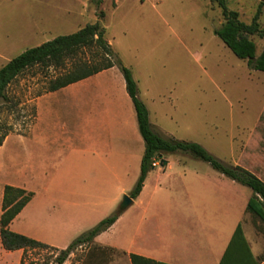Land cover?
Segmentation results:
<instances>
[{"label":"crops","instance_id":"obj_1","mask_svg":"<svg viewBox=\"0 0 264 264\" xmlns=\"http://www.w3.org/2000/svg\"><path fill=\"white\" fill-rule=\"evenodd\" d=\"M134 78L153 128L171 134L165 122L154 117L152 105L163 99ZM35 105L37 116L29 132L17 134L26 140L25 155L0 156V218L6 184L33 191L10 228L63 249L81 221L99 206L111 209L133 189L145 141L117 66L46 92L35 99ZM163 116L174 120L169 111ZM260 119L233 165L264 181ZM169 155L164 166L154 165L133 198L141 213L121 228L125 245L115 247L163 264H264V222L248 210L252 188L211 165L191 169L185 156ZM121 219L96 238L115 229ZM239 225L243 233L235 236ZM22 253L23 249H5L0 237V264H20Z\"/></svg>","mask_w":264,"mask_h":264},{"label":"rangeland","instance_id":"obj_2","mask_svg":"<svg viewBox=\"0 0 264 264\" xmlns=\"http://www.w3.org/2000/svg\"><path fill=\"white\" fill-rule=\"evenodd\" d=\"M259 2L228 0V5L250 22ZM97 21L105 26L107 39L134 76L163 99L152 105L156 120L164 121L171 133L163 136L198 142L233 165L257 121L260 117L264 121V72L250 68L215 34L224 18L212 0H0V68L30 47ZM260 21L264 25V8ZM253 39L260 54L264 38ZM80 56L93 59L94 53L85 50ZM58 72L36 68L9 88L19 104L13 113H0L1 122L13 125L0 156L25 155L26 140L17 134L29 132L35 121L36 95L45 92ZM164 111L174 120L163 116ZM169 156H185L191 169L210 168L208 162L187 152ZM5 162L10 167L8 157ZM125 194L111 209L99 206L81 221L68 245L115 213ZM140 213L134 202L119 215L123 218L119 225L95 243L109 248L125 245L121 228ZM109 248L101 252L79 247L63 264H132L125 250ZM58 257L59 249L53 246L27 248L20 264H59Z\"/></svg>","mask_w":264,"mask_h":264},{"label":"trees","instance_id":"obj_3","mask_svg":"<svg viewBox=\"0 0 264 264\" xmlns=\"http://www.w3.org/2000/svg\"><path fill=\"white\" fill-rule=\"evenodd\" d=\"M212 2L221 8L224 18L222 24L215 28V34L223 40L236 56L247 60L250 68L264 72V47L260 54H257V43L253 39V36L264 38V25L260 21L264 0H260L250 22L242 20L239 12L229 7L228 0H212ZM101 15L103 16V14ZM85 50H90L94 53L93 59L80 56ZM113 66H117L124 75L127 91L132 98L137 113L139 130L145 141V152L141 161L140 175L129 195L132 198H137L140 194L148 174L155 168L153 164L155 159H163L165 155L169 154L187 152L196 158L208 162L214 169L224 175L252 188L253 195L248 202V210L264 222V181L261 178L243 166L227 164L198 142L165 137L153 128L149 110L139 95L138 84L132 69L126 66L118 57L106 37L105 26L99 21L88 23L71 34L58 35L40 45L30 47L1 67L0 113H13L14 108L18 106L19 100H15L12 97L9 88L30 70L53 68L55 71H59L58 74L50 78L45 92H40L36 95L37 98L46 92L58 90ZM33 111L35 120L37 116L36 105H34ZM12 132V124L0 121V147ZM33 196V191L10 184L4 186L0 237L2 246L5 249L13 251L50 246L10 228L11 222ZM119 215L121 213L117 209L115 213L102 219L94 227L76 237L66 248L59 249L58 263L63 264L69 255L79 247L89 246V249H96L101 252L109 248L95 243V238L111 227ZM242 233V227L239 225L235 236ZM109 249L114 250L116 248L110 247ZM129 257L132 264H163L136 253H130Z\"/></svg>","mask_w":264,"mask_h":264},{"label":"water","instance_id":"obj_4","mask_svg":"<svg viewBox=\"0 0 264 264\" xmlns=\"http://www.w3.org/2000/svg\"><path fill=\"white\" fill-rule=\"evenodd\" d=\"M166 164V160L161 159V165L164 166ZM133 204V198L129 194H125L123 199L118 207V211L120 213L124 212L129 206Z\"/></svg>","mask_w":264,"mask_h":264},{"label":"built area","instance_id":"obj_5","mask_svg":"<svg viewBox=\"0 0 264 264\" xmlns=\"http://www.w3.org/2000/svg\"><path fill=\"white\" fill-rule=\"evenodd\" d=\"M153 164L160 166L161 165V159H155Z\"/></svg>","mask_w":264,"mask_h":264}]
</instances>
